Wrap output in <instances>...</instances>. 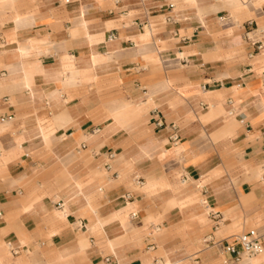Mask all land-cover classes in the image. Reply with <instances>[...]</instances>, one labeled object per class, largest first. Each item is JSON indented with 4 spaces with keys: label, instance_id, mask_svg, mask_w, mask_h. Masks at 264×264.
<instances>
[{
    "label": "crops",
    "instance_id": "obj_1",
    "mask_svg": "<svg viewBox=\"0 0 264 264\" xmlns=\"http://www.w3.org/2000/svg\"><path fill=\"white\" fill-rule=\"evenodd\" d=\"M249 228L264 264V0H0V264H224Z\"/></svg>",
    "mask_w": 264,
    "mask_h": 264
},
{
    "label": "built area",
    "instance_id": "obj_2",
    "mask_svg": "<svg viewBox=\"0 0 264 264\" xmlns=\"http://www.w3.org/2000/svg\"><path fill=\"white\" fill-rule=\"evenodd\" d=\"M156 124L160 125L161 123L157 120ZM168 128L169 138L176 142L179 137L177 126L169 124ZM223 248L225 252L224 264H236L243 258V255L253 256L261 253L263 245L256 229L249 228L245 233L236 236L234 242L225 243Z\"/></svg>",
    "mask_w": 264,
    "mask_h": 264
},
{
    "label": "bare ground",
    "instance_id": "obj_3",
    "mask_svg": "<svg viewBox=\"0 0 264 264\" xmlns=\"http://www.w3.org/2000/svg\"><path fill=\"white\" fill-rule=\"evenodd\" d=\"M147 30H149V29H147ZM166 264H168V263H166Z\"/></svg>",
    "mask_w": 264,
    "mask_h": 264
}]
</instances>
